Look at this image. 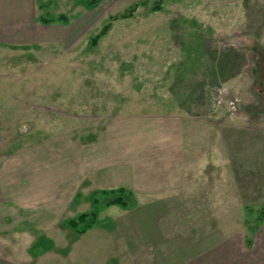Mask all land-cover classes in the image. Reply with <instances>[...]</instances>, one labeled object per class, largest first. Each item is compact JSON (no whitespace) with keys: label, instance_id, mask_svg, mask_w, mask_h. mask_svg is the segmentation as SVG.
I'll return each instance as SVG.
<instances>
[{"label":"rangeland","instance_id":"rangeland-1","mask_svg":"<svg viewBox=\"0 0 264 264\" xmlns=\"http://www.w3.org/2000/svg\"><path fill=\"white\" fill-rule=\"evenodd\" d=\"M39 1L38 17H65L69 38L0 51V165L45 143L87 149L125 117L157 115L184 121L192 168L179 191L132 197L110 235L77 236L63 225L90 212L87 176L77 202L52 199L50 222L39 220L43 204L0 200L16 221L37 220L21 229L0 221V264L177 263L233 235L250 252L264 227V201L255 198L259 164L264 171V0ZM225 129L244 140L239 168L231 157L225 165Z\"/></svg>","mask_w":264,"mask_h":264},{"label":"crops","instance_id":"crops-1","mask_svg":"<svg viewBox=\"0 0 264 264\" xmlns=\"http://www.w3.org/2000/svg\"><path fill=\"white\" fill-rule=\"evenodd\" d=\"M39 3L38 0H0L1 52L11 54L17 50L48 49L54 44L62 46L68 40L67 23L42 22L41 15L38 17ZM185 132L181 117L133 116L109 125L100 142L87 149L67 145L53 147L49 143L28 148L2 161L0 200L13 202L16 207L25 209L43 204L38 215L39 220L46 223L53 216L52 199H74L78 191L76 185L84 182L85 176L89 178L91 187L89 211L93 210L91 197L97 191L123 188L136 199H150L179 191L185 186L192 168L186 162ZM237 132L220 130L219 139L225 165L228 166L231 157L239 168L246 149L242 135ZM261 151L264 152V147L258 149L259 154ZM61 154L63 158H60ZM258 168L263 179L256 186L258 197L255 198L264 201V171H260L261 164ZM93 174L96 189L93 187ZM99 175L101 179L97 180ZM71 191L76 193L70 195ZM81 197L80 194L79 199ZM132 209L110 205L98 210L95 226L77 236L89 232L97 235L100 230L110 235L114 229L112 222L120 218L121 213L126 214ZM11 220L20 229L37 221L36 217L16 221L9 211H0L1 222ZM119 222L123 229L129 224L126 218ZM259 230L250 252L245 251L243 237L233 235L216 245H209L199 254L193 253L187 260L177 263L172 260L168 264H264V227Z\"/></svg>","mask_w":264,"mask_h":264},{"label":"trees","instance_id":"trees-1","mask_svg":"<svg viewBox=\"0 0 264 264\" xmlns=\"http://www.w3.org/2000/svg\"><path fill=\"white\" fill-rule=\"evenodd\" d=\"M87 7H95L102 0H84ZM136 6H132L131 10H135ZM157 8L154 6L153 9ZM131 16L128 14L123 15V18ZM44 23L55 22L53 18L49 21L41 19ZM57 21L65 22V17H59ZM107 26H105L106 28ZM105 32L103 28L101 33ZM100 36V35H98ZM97 36V37H98ZM95 37L93 40H95ZM80 198V193H77L74 197V202H77ZM91 202L93 205V210L88 213H79L74 218L66 219L63 223L64 227L72 230L77 235H82L88 230L92 229L96 224V212L110 205H119L123 208L132 209L134 207V202L130 194L126 192L123 188H117L110 191H97L91 197Z\"/></svg>","mask_w":264,"mask_h":264}]
</instances>
